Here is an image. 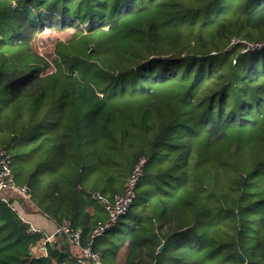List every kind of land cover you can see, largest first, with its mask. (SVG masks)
<instances>
[{
	"label": "trees",
	"instance_id": "obj_1",
	"mask_svg": "<svg viewBox=\"0 0 264 264\" xmlns=\"http://www.w3.org/2000/svg\"><path fill=\"white\" fill-rule=\"evenodd\" d=\"M47 30L68 34L49 61ZM262 40L264 0H0V150L31 211L87 242L108 216L85 191L113 200L144 160L102 264H264ZM14 207L0 264L74 263L31 255L45 236Z\"/></svg>",
	"mask_w": 264,
	"mask_h": 264
},
{
	"label": "built area",
	"instance_id": "obj_2",
	"mask_svg": "<svg viewBox=\"0 0 264 264\" xmlns=\"http://www.w3.org/2000/svg\"><path fill=\"white\" fill-rule=\"evenodd\" d=\"M239 40L234 41V43ZM233 43V44H234ZM264 47V40L256 42L254 45H247L244 51H254ZM11 157L5 149L0 150V202L8 207L15 209V204H30V188L25 184H18L14 180L11 170ZM145 161L137 163L128 175L123 193L114 196L111 200L102 196L97 191H89L88 195L96 200L106 212L107 221L98 223L90 233V238L82 245L80 230L74 229L67 221L57 224L53 235L65 236L67 241L80 249V255L76 259L77 264H102L101 254L94 250V241L105 237L106 232L113 228L119 220L128 213L129 209L136 200V186L142 175V169ZM29 231L34 233L36 228L29 226ZM53 235L44 237L38 245L31 248V255L41 256L40 251L46 247V244L52 241Z\"/></svg>",
	"mask_w": 264,
	"mask_h": 264
},
{
	"label": "crops",
	"instance_id": "obj_3",
	"mask_svg": "<svg viewBox=\"0 0 264 264\" xmlns=\"http://www.w3.org/2000/svg\"><path fill=\"white\" fill-rule=\"evenodd\" d=\"M18 209V213L20 217L24 220L27 219L29 226H32L33 228H36V230L41 231L43 236H50L53 235L58 222H55L54 220H50L48 217L41 215L39 213H36L35 211L30 210H22L20 208ZM86 241H82V244H85ZM50 245H54L56 243V246L59 250H61L64 254L75 258L73 264H77L76 259L79 257V251L80 249L77 248L74 245H71L67 239L63 236L59 235H53L52 241L50 242ZM74 246V247H73ZM41 257L46 256L47 250L46 247L41 250L40 252Z\"/></svg>",
	"mask_w": 264,
	"mask_h": 264
},
{
	"label": "rangeland",
	"instance_id": "obj_4",
	"mask_svg": "<svg viewBox=\"0 0 264 264\" xmlns=\"http://www.w3.org/2000/svg\"><path fill=\"white\" fill-rule=\"evenodd\" d=\"M45 34H41V36L38 38V39H35L34 41V44H35V48L38 50L39 53H41L48 61L49 60H52L54 58V55L52 53V47H53V41L56 39V38H59V39H62V40H65L67 37H68V34L67 35H64L62 36L61 34H57L55 32H49V35H48V30L44 32ZM243 44H245L244 42H241ZM246 45V44H245ZM248 45V44H247ZM104 175H106L104 173ZM94 188V187H93ZM97 188V187H96ZM92 189V188H91ZM90 189V190H91ZM98 189V188H97ZM90 190H87L85 191L87 197H89L88 193ZM121 190V189H120ZM100 193V192H99ZM101 194V193H100ZM102 195V194H101ZM91 200L95 201L102 209L103 207L94 199H92L91 197H89ZM23 206H24V210H33V207L31 206V204L29 203H23ZM104 211V209H103ZM105 212V211H104ZM106 213V212H105ZM25 220V218H24ZM128 215L127 216H124L122 217L119 222L113 227L111 228L109 231H111L112 229H118L119 232H123L125 230V228L128 226ZM108 231V232H109ZM101 239V238H99ZM74 247V246H73ZM32 251H30V254ZM80 255V252L78 253Z\"/></svg>",
	"mask_w": 264,
	"mask_h": 264
},
{
	"label": "water",
	"instance_id": "obj_5",
	"mask_svg": "<svg viewBox=\"0 0 264 264\" xmlns=\"http://www.w3.org/2000/svg\"><path fill=\"white\" fill-rule=\"evenodd\" d=\"M159 250H161V247L159 248ZM241 259H242V260H244V258H243V257H241Z\"/></svg>",
	"mask_w": 264,
	"mask_h": 264
}]
</instances>
